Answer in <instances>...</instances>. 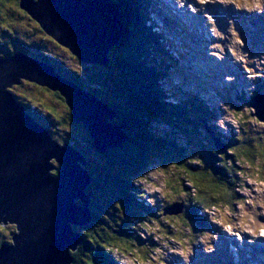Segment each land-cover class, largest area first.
<instances>
[{"label":"rangeland","instance_id":"rangeland-1","mask_svg":"<svg viewBox=\"0 0 264 264\" xmlns=\"http://www.w3.org/2000/svg\"><path fill=\"white\" fill-rule=\"evenodd\" d=\"M112 1L114 2V0ZM184 1L185 0H152V3L148 7V17H153V22L157 26L155 36L162 35L160 38L163 40V45H167L169 48L167 51L170 57H168L167 51L162 49L164 52L162 57L165 58V63L170 64L179 60L172 65L174 70L171 71L167 77L162 78L160 82L161 87L166 90L169 86H176L177 90H182L187 96L199 94L205 97L211 103V107L216 111V118L208 121L207 128L196 131V135L189 133V136H183L177 131L174 132L175 128H170L167 126L168 123H163V121L157 124L153 123L152 127L150 126L155 130L156 135L159 134V137L164 135V138L171 142L173 146L175 144L180 148H185L187 150L186 152L182 150L180 152L181 154L178 155L175 151L171 150L173 153L170 155L165 156L164 154L167 153H163L158 162L153 160L151 164L149 162L150 165L146 164L143 166L144 168H141V156L143 154L147 155V146L131 148L134 149L133 152L124 151L121 147H114L108 149L107 152L111 153L113 150L118 149L117 151L119 153H126V156L136 161L134 164H126L121 161L114 164L111 161H107L104 157H99L100 153L97 154L96 151L90 147L91 139L86 129L80 123H77V128L69 129L68 131H66L67 127L63 124L62 127L59 126L54 130L56 132L54 137L58 140H68L67 137L72 135V141H76L80 144L78 150H83L84 157L90 160L92 164L98 165V168H96L97 183L94 186V190L97 189L95 192H97L99 201L98 203L95 202L92 204L90 199L89 207L91 205L94 208L98 207L101 216H104V219L100 218L99 220H104L106 224L114 223V225H108V230L114 235H122L128 242L124 241L126 243L125 246L122 241V245H118L117 250L113 249L111 258L117 261V264H227L226 260H229L230 254L227 253L225 247L219 244L217 248H213L212 243H210V240L214 239L217 231H221V235L226 237L227 241L233 233L241 231L246 233H250V231L254 232L252 226H260L263 224L262 222H264V168H262L264 167V158H261V160L257 158V154L262 152L260 145L259 147L256 145H247L248 147H244V150L250 151V155H254L253 159L255 160H252L251 157L250 159H246L244 156H241L234 164V162L231 163V157H228L229 154L227 152L211 149V145L206 144L209 143V139H207L208 135L205 133L206 131H210V143L213 145L215 142L216 146H218L221 140L220 138L213 139V136H215L213 130L220 133L224 141L227 138V134L231 133L233 136L229 138L230 142L239 146V148L242 147L241 142L243 136L248 133L258 135L255 136L256 141L259 140V136H264L263 122L253 123L250 121L247 126L250 129L249 131H246L247 127L244 129V132H242L241 129L239 130V123L247 121L245 118L254 119L255 110L248 104L243 106V104L236 102L233 98L236 96V98H242V101H246L249 91L264 88L263 33L259 25L255 23H253V33L248 31L245 35L242 31V25L246 23V15L252 17L259 13L264 17V0H261L260 11L263 10L262 12L248 7L253 0H193L192 3L189 4L190 6L188 5L192 9L186 7L185 11H189L187 14H190L192 19L195 18L198 20L201 18V22L205 28L204 42L199 41L195 32L193 34L199 41L197 47L195 44H193L192 47L188 46L190 42L188 39H185V33L182 32V28L178 29L179 34L175 35L172 34L173 31H175L174 28L169 27L173 25V23L177 24V22L180 25L181 23H179V20L185 25H188L186 16H183L181 14L182 12H180L183 10L180 6ZM203 5L209 6L210 8H217L220 6L219 9L225 10L226 12L228 11L223 16L225 19L220 23L216 22L215 18L209 16L207 8ZM159 7L160 9H158ZM226 7H229L230 10L226 9ZM171 15L173 17H171L170 20L168 18ZM173 18L175 21H173ZM256 21L260 23L257 18ZM22 22L23 23L20 24L22 27L18 28L16 31L18 35H24L26 32H29L31 34L29 36H33V34L38 36L43 32L39 26V28L35 26L40 32L35 31L36 33H33L31 28L37 23L31 19H22ZM29 36L25 34V37ZM252 37H255L256 40ZM160 38H152V42H154L153 45L158 43L159 40L161 42L162 40ZM195 38H190L191 44L195 42ZM200 38L202 39V37ZM57 45L59 48H55L53 44L51 46L52 49L50 48L55 55L62 58L67 65L72 68H76L77 66L79 68V66H82L84 69L83 72H94L99 81L95 79L88 84L92 87H101L102 82L100 81L99 75H103L102 79L104 81L107 67H103L100 64L84 63L73 56L66 48L59 44ZM171 46H173L174 49H172ZM175 49H177L180 57L174 56L175 51L173 50ZM251 49L254 50L253 53L255 56L249 53ZM110 51H112V48ZM162 57L161 54L158 53L157 55L155 53L154 62H156L158 58L161 63L163 60ZM149 62H151V60H149ZM41 63L44 62L41 61ZM230 64L236 65L238 68ZM105 86L109 90L114 87L111 82L106 83ZM43 89L50 93H55L44 87L33 84L32 86L23 85L22 88L15 89L14 92L17 93L14 94H19L18 97H21L23 93H34L35 98L41 97V99L47 103L52 99V95L48 92L46 93ZM225 89H228L230 94L225 95ZM170 92L172 91L170 90ZM37 94L39 96H36ZM177 98H179L178 100L183 99L182 95L178 94L175 98H168V100L176 101ZM120 100L121 99H118L119 106L123 105ZM232 103L236 106H231ZM36 104L37 103H33V105ZM60 104L62 106L59 107V110L63 113L67 107L65 105L63 106V100ZM53 106L55 105L53 104ZM29 107H31V105H29ZM39 110L45 111L42 107L39 108ZM248 110H250V112ZM240 113H243L245 116H240ZM250 114H252L253 117H251ZM112 122L120 124L122 121H120V118H114ZM157 128H159V130H157ZM234 137L236 139L241 138V141L239 143L236 140L232 142L234 141ZM134 138L135 136H133V139ZM127 140H129V138ZM136 141L137 140H135V142ZM202 141H204V144H202ZM132 142L134 143V140H132ZM143 143L146 144L145 141ZM146 145L149 146V142H147ZM173 146H171V149L175 147ZM211 147L213 148V146ZM199 148H201L202 152ZM205 151H211L214 154V160L211 159V156ZM200 153L202 154L201 161L198 156ZM219 157L221 158L219 159ZM121 160L127 161L124 157ZM196 160H199L200 164H198ZM228 160H230V163L235 167L229 165V163L226 162ZM178 161H183V163ZM101 162L104 168H102L103 165ZM221 162L225 163L226 166H232L230 169L234 168L233 171H223L221 166H217V163ZM181 164H184V168L198 173V176L199 173H202L201 176H203L205 174L204 172L209 173L210 176L203 180L197 179L198 181H193L191 185L188 182L189 178H185L186 173ZM136 165H139L137 166V170L130 169L127 170V172L123 171V169L129 166ZM100 167L101 169H99ZM216 167L221 169L219 173L215 172V169H217ZM236 167H239V169ZM93 174L95 175V173ZM129 178L131 181L127 180ZM232 178L236 180L233 186L241 202H238V205L232 202L230 203L229 200H227L228 198L223 197L222 194H220V198H212L214 195H219V193L208 194V196L204 195L208 199L206 202L201 203L202 207H200V204L197 205L198 213L196 216L205 227H208L205 228L203 225L197 224L191 212L193 205H196L198 202V197L194 196L198 191L195 192L193 186L200 187V189H203L206 193L204 187H206V185H212L211 183H216L220 186V188L216 190L222 192L221 190L225 189V185H227L228 181L231 182L230 179ZM175 180L180 184H177ZM129 182L132 185H127ZM88 187L85 188V194ZM127 192L131 194L136 193L139 196L138 198H133L131 203L126 197ZM122 197L125 204L121 203ZM227 202L228 205H226ZM132 205H136V207H134L135 210L132 209ZM124 206L131 210L129 213L132 212L134 215H137H129L127 219H125L124 216V220L130 222L129 225L136 229L132 238L128 235V232L127 234L124 232V230H127L126 228L121 227L118 223L115 224L116 220H123ZM178 206H184L188 209V212L185 211L182 214L170 213L164 216L160 214L163 207L177 209ZM141 209H145L146 213H141L139 211ZM98 211L97 213L99 214ZM256 221H260L261 223L257 225ZM98 224L99 223H96L95 226ZM79 228L76 227V229ZM259 232L260 230L255 231V236ZM7 233L8 232H4L3 235L7 236ZM200 233H204V235L200 237ZM197 245H200L201 253L196 251L194 257L190 260V254L194 253ZM227 248L229 250L228 245ZM141 249H144V256L140 253L142 252ZM255 249L259 251L258 248ZM218 250H220L221 253L215 256ZM230 251L232 255H234L233 258L237 260L241 258V250L237 253L231 249ZM70 252L72 251L68 250L69 258H71L73 262ZM262 254L264 253H261V255ZM232 262H234V259H232Z\"/></svg>","mask_w":264,"mask_h":264},{"label":"water","instance_id":"water-1","mask_svg":"<svg viewBox=\"0 0 264 264\" xmlns=\"http://www.w3.org/2000/svg\"><path fill=\"white\" fill-rule=\"evenodd\" d=\"M27 4V6H26ZM20 8L43 33L84 63L108 66V52L121 39L122 13L112 0H20ZM22 81L58 93L91 147L103 154L122 147L128 125L111 123L115 112L45 63L17 52L0 58V226L14 227L0 245V264H68V250L82 241L73 226L89 225L91 177L83 155L54 141L13 93ZM251 107L264 124V96ZM55 165H54V163ZM182 206L165 208L180 214Z\"/></svg>","mask_w":264,"mask_h":264},{"label":"trees","instance_id":"trees-1","mask_svg":"<svg viewBox=\"0 0 264 264\" xmlns=\"http://www.w3.org/2000/svg\"><path fill=\"white\" fill-rule=\"evenodd\" d=\"M114 2L118 5V8L122 13L124 29L120 41L112 48V51H110V55L108 52V66L106 68L105 80L103 81L102 79L103 75H99L100 81L102 82L101 87H92L88 84L95 79L99 81L94 72L88 71L87 73H85L83 72L84 69L82 66H79V68L78 66L76 68L73 67V69L71 66H68L62 58L55 55L51 50V46L53 44L56 48L58 47L57 43L50 39L48 36H45L43 32V34H37L38 36H35V34H33V36H29L31 34L29 32H26L25 34L29 37H25V34L18 35L16 33L18 28L22 27V25H20L21 23H23L22 19H31L27 15V13L20 8V0H0V58L8 57L16 52L25 53L30 57L49 65L60 77L76 84L83 90L88 91L92 95L96 96L97 99L108 105L115 112L118 118H120V121H122L121 123H125L128 125V128L125 130V132L129 140H127L123 144V146L121 147L122 150L133 152L134 149L131 148L137 146H147V155L143 154L141 156L142 164L140 163L142 165L141 168H144L143 166L149 164V162L151 164L153 160L158 162L161 158L160 156L163 153H167L164 154L166 156L175 151L176 154L180 155V152L182 150H184L185 152L187 151L185 148H180L175 144L174 147L171 142L164 138V135H161V137H159V134L156 135L155 130L151 128L153 123L157 124L161 121H163V123L167 122V126L173 129L175 128L174 132L177 131L183 136H189V133H191L192 135H196V131H198L199 129L201 130L205 125H207L210 118L212 119L215 114L214 110L208 107L206 102L203 101L202 98H199L200 96H198L197 94L193 96H187L182 90H177L176 86L173 85V87L169 86L166 90L161 87L160 82L162 78L167 77L168 74H170V72L174 70V68L171 64H166L165 58L162 57V55L164 54L163 50L165 49L167 51V48H165L166 45H163V40L160 38L162 35L155 36L153 26L150 27V25H146L147 20H149L147 9H149L148 7L150 6L151 1L114 0ZM35 26L39 28L38 25L35 24L33 28H31L33 30V33H36L35 31L40 32ZM156 37L160 38L162 41L160 42L159 40L158 43L153 45L154 42H152V38ZM155 53L157 55L158 53L161 54V57L163 59L161 63L158 58L157 61L154 62ZM149 60H151V62H149ZM108 82H111L114 85V90H109L105 86V84ZM23 85L32 86L33 84L22 81L20 85L15 89L22 88ZM15 89L13 90V93H17L14 92ZM43 90L46 93L48 92L45 89ZM170 90L172 92H170ZM255 92H260V89H256ZM166 94L169 96H167ZM178 94L182 95L183 99L178 100L179 98H177L176 101L168 100V98H175ZM16 95L19 96V94ZM50 95H52V99H50L47 103L43 101L41 97L35 98V94H30V92H27V94L23 93L21 97H18V99L20 98V103L25 107V110L34 117V120H36L37 123L41 124L44 128L47 129L54 141H56L60 145L70 144L75 150L83 155V150H78V146L80 144L76 141H72V135L67 137L68 140L63 141L58 140L54 137L56 134L54 130L59 126L62 127V124L67 127L66 131H68L69 129L77 128V123H74L72 121L68 109L65 108V111H63V113H61V111L59 110V107L62 106L60 104L62 100L58 93H50ZM36 96L39 95L37 94ZM118 99H121L120 101L123 103V105L119 106ZM33 103L37 104L33 105ZM53 104L55 106H53ZM29 105H31V107H29ZM38 107H42L45 111L39 110ZM248 111L250 112V110ZM239 115L243 117L245 116L243 113H240ZM245 120L247 121L239 123V130L241 129L242 132H244V129L248 126V122L251 121L253 123H258L256 119L251 120L250 118H245ZM157 130H159V128H157ZM247 130H250L249 127L246 128V131ZM133 136H135L136 139H133ZM255 136L258 135L248 133L247 135L243 136L241 142L242 147H240L241 149L237 145H229L226 152L229 154L228 157H231V163L234 162L235 164L239 157L241 158V156H244L246 159H250L251 157L252 160H255L253 159L254 155H250L249 150H244V147L254 145H256L257 147H259L260 145V149L262 151L257 154V158H260V160L261 158H264V136H259L258 141L255 140ZM220 139L223 140L222 135H220ZM132 140H134V143L132 142ZM135 140L137 141L135 142ZM235 140L239 143L241 141V138L236 139L234 137V141L232 142H235ZM144 141L146 142V144L147 142H149V146L151 147L143 143ZM204 141H202V144H204ZM210 141L211 140L209 139V143L206 144L213 146ZM226 142L231 143L229 138L226 140ZM171 146H173L174 148L171 149ZM211 146L210 148L214 149ZM201 148L199 149L202 152ZM117 150L118 149L113 150L111 153L105 152L103 154H100L99 157H104L107 161H111L114 164H117V162L120 161L126 164L136 163L134 159L126 156V153H119ZM205 152L211 156V159L214 158V154L211 151ZM198 156L200 157L199 159L201 161L202 154L200 153V155ZM123 157L124 159H127V161L121 160L123 159ZM220 158L221 157H219V159ZM230 160L226 162L229 163V165H232L230 163ZM85 161L86 165L83 168L91 177V184L88 187L86 194L91 199L92 204L95 202L98 203L99 197L97 195V192H95L97 189L94 190V186L97 183L96 168H98V165L94 163L92 164L90 160L86 158ZM196 161H198V164H200L199 160ZM178 162L183 163V161ZM183 165L181 164L183 170H185L186 173L185 178H189L188 182L191 185L193 184V181H196L197 179L203 180L206 177L210 176V174L207 172H204L205 174L203 176H201L202 173H199L198 176V173L184 168ZM137 166L139 165L129 166L131 168L128 167L126 169H123V171L127 172V170L130 169L137 170ZM217 166H221V169L223 171H233L234 169H230L234 165L226 166V164L223 162L217 163ZM102 168H104V165L102 166ZM216 168L217 169H215V172L219 173L221 169H219V167ZM236 168L239 169V167ZM99 169H101V167ZM93 173H95V175ZM127 180L131 181L130 178ZM230 181L231 182L228 181L227 185H225V189L221 190L222 192L217 191L220 186H218L216 183H211L212 185H206V187H204L206 189V193L203 189H200V187L193 186L195 192L198 191L197 194H194V196L198 197V202L196 203V205H193V208L191 209L192 215L196 216L195 214L198 213L197 205H201V203L206 202L208 198H206L205 196H208V194L219 193V195H214L212 198H220V194H222L223 197L228 198L227 200H229L230 203L232 202L237 204L238 202H241V199L238 196V193L234 190L233 186V183L236 182V180L232 178L230 179ZM175 182L177 184H180L176 180ZM127 185L132 184L129 182ZM126 195L128 201H130L131 203L133 198H138L139 196L136 193L131 194L130 192H127ZM226 205H228V202ZM132 206V209L135 210L134 207H136V205ZM200 207H202V205ZM95 208L92 205L90 206L92 218L89 225L83 226L79 229L73 227L75 231L77 230L78 233L80 232L82 241L77 246L75 251L70 252V256L73 258V262L71 264H115V262L110 257V255L113 254V249L117 250V246L122 245V241L127 242L122 237V235H114L108 230V225H114V223L106 224L104 220H99L100 218L104 219V216H101L100 212L98 211V207ZM124 209L125 215L123 214L122 216L123 220L121 221L118 219L115 221V224L118 223L119 225H121V227L126 228L127 230H124V232L126 234L128 232V235L132 238L136 229H134L135 227H131L129 225L130 222L124 220V216L125 219H127L129 215H137H134L132 212L129 213L131 210L125 208V206ZM96 210L99 212V214ZM160 214L163 215L162 211ZM96 223L99 224L95 226ZM200 224L202 225L201 222ZM13 231V226H5L4 228L0 226V238H2L0 239V245L2 243H8L10 241ZM4 232H8L7 236L3 235ZM125 242L123 245L126 246ZM141 251V255L144 256V249H141Z\"/></svg>","mask_w":264,"mask_h":264},{"label":"bare ground","instance_id":"bare-ground-1","mask_svg":"<svg viewBox=\"0 0 264 264\" xmlns=\"http://www.w3.org/2000/svg\"><path fill=\"white\" fill-rule=\"evenodd\" d=\"M180 8H181V7H180ZM245 13H246V12H245ZM178 20H179V19H178ZM173 21H175L174 18H173ZM179 23H181V24L179 25L178 22H177L178 26H182L183 28L185 27V25L182 23V21L179 20ZM191 24H192L191 22L188 23L187 28H185V29H183V30L186 32V31H188L189 28H191V27L193 26V29H194V30H193L192 28H191V29L195 32V34L197 35L199 41H200V42H204L205 28L203 27V24H202V22H201V18L198 19V23H197V25H191ZM200 37H202V39H201ZM196 40H197V39H196ZM205 41H206V40H205ZM195 45H196V47L198 46V41L195 42ZM7 225H9V224L7 223L5 226H7ZM9 226H11V225H9ZM242 259H243V262H245V260H246L245 264L248 263V260H247L244 256H242Z\"/></svg>","mask_w":264,"mask_h":264},{"label":"clouds","instance_id":"clouds-1","mask_svg":"<svg viewBox=\"0 0 264 264\" xmlns=\"http://www.w3.org/2000/svg\"><path fill=\"white\" fill-rule=\"evenodd\" d=\"M249 8H254L257 11L261 9V0H253L251 4L248 5Z\"/></svg>","mask_w":264,"mask_h":264}]
</instances>
